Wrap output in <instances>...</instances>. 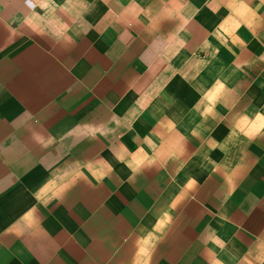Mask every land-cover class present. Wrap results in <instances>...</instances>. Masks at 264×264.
Segmentation results:
<instances>
[{
	"label": "crops",
	"instance_id": "0c3cea01",
	"mask_svg": "<svg viewBox=\"0 0 264 264\" xmlns=\"http://www.w3.org/2000/svg\"><path fill=\"white\" fill-rule=\"evenodd\" d=\"M0 264H264V0H0Z\"/></svg>",
	"mask_w": 264,
	"mask_h": 264
}]
</instances>
